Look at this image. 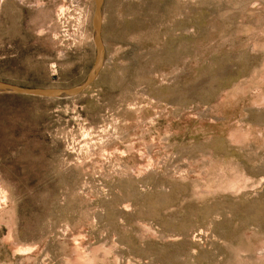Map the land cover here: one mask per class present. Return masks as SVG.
Here are the masks:
<instances>
[{"label":"rangeland","instance_id":"1","mask_svg":"<svg viewBox=\"0 0 264 264\" xmlns=\"http://www.w3.org/2000/svg\"><path fill=\"white\" fill-rule=\"evenodd\" d=\"M95 0H0V79L73 86ZM83 93L0 94V264H264V0H105Z\"/></svg>","mask_w":264,"mask_h":264},{"label":"water","instance_id":"2","mask_svg":"<svg viewBox=\"0 0 264 264\" xmlns=\"http://www.w3.org/2000/svg\"><path fill=\"white\" fill-rule=\"evenodd\" d=\"M105 0H95L92 19L95 57L86 78L73 86H27L0 79V94L63 98L83 93L99 77L106 61V45L103 39V11Z\"/></svg>","mask_w":264,"mask_h":264}]
</instances>
